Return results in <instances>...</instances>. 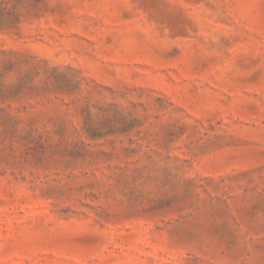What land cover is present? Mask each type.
<instances>
[{"label":"rangeland","instance_id":"1","mask_svg":"<svg viewBox=\"0 0 264 264\" xmlns=\"http://www.w3.org/2000/svg\"><path fill=\"white\" fill-rule=\"evenodd\" d=\"M0 264H264V0H0Z\"/></svg>","mask_w":264,"mask_h":264}]
</instances>
